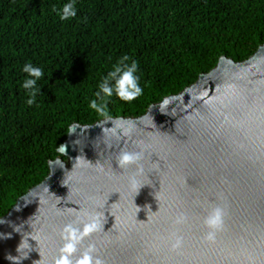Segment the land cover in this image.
Segmentation results:
<instances>
[{
  "label": "water",
  "instance_id": "water-1",
  "mask_svg": "<svg viewBox=\"0 0 264 264\" xmlns=\"http://www.w3.org/2000/svg\"><path fill=\"white\" fill-rule=\"evenodd\" d=\"M56 152L0 218V264H55L65 227L91 222L74 262L94 245L104 264H264V44L241 62L221 56L138 117L72 123ZM125 152L140 159L121 167Z\"/></svg>",
  "mask_w": 264,
  "mask_h": 264
},
{
  "label": "trees",
  "instance_id": "trees-1",
  "mask_svg": "<svg viewBox=\"0 0 264 264\" xmlns=\"http://www.w3.org/2000/svg\"><path fill=\"white\" fill-rule=\"evenodd\" d=\"M69 3L76 15L61 20ZM262 44L264 0H0V218L48 175L72 123L138 117L221 56L241 62ZM133 62L142 94L105 97L101 83ZM27 63L43 71L31 105Z\"/></svg>",
  "mask_w": 264,
  "mask_h": 264
},
{
  "label": "clouds",
  "instance_id": "clouds-1",
  "mask_svg": "<svg viewBox=\"0 0 264 264\" xmlns=\"http://www.w3.org/2000/svg\"><path fill=\"white\" fill-rule=\"evenodd\" d=\"M76 15L75 8L73 4L69 3L64 5L62 9V15H60L61 20H66L70 17H74ZM125 60L127 57L124 58ZM123 61H121V64ZM137 65L133 62L130 66L123 65V68L120 65L114 67V70L109 73V77L105 79L101 85L100 90L104 94L105 97H111L113 95V91H115L116 96L124 101L131 102L138 98L142 94V89L138 83V77L135 75ZM23 72L27 74V78L23 83V88L31 90L30 95L33 97L29 99L27 103L29 105L35 102L34 98L36 96V84L37 81L43 76V71L39 67H34L31 63L25 64L23 67ZM112 78L115 79V85L111 86L109 81ZM99 96L100 93H97ZM90 108L94 109L97 113L101 115H107L106 102H101L98 104L95 100L90 103ZM140 159L139 153H122L119 157V164L121 167L126 165L134 164ZM142 171V169H141ZM133 184H135V180L133 179ZM223 209L217 207L213 210V212L206 219L205 223L213 231L207 233L205 239L208 241H214L216 231L222 229L223 227V217H224ZM184 218L181 217L177 223L182 222ZM97 223L91 222L84 226L83 230L73 229L70 225L66 226L64 229V233L67 235L64 238L68 241L61 252L63 253L59 256L55 264H104L103 260L99 257L93 256V252L95 251L94 245H90L88 249L83 253V255L76 260L75 262L72 260V254L76 252L77 245L83 240V238L92 232L97 230ZM182 244V237L177 236L175 239V243L173 244V248H179ZM8 260H14L15 257L8 256Z\"/></svg>",
  "mask_w": 264,
  "mask_h": 264
}]
</instances>
